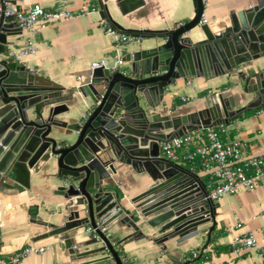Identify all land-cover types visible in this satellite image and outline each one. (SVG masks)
<instances>
[{
    "label": "water",
    "instance_id": "obj_1",
    "mask_svg": "<svg viewBox=\"0 0 264 264\" xmlns=\"http://www.w3.org/2000/svg\"><path fill=\"white\" fill-rule=\"evenodd\" d=\"M16 1L0 0V184L28 188L31 172L53 161L56 171L51 176L59 183L55 193L66 200L64 223L36 240L56 235L63 249L82 259L94 250L80 249L100 238L104 246L99 250H109V264H123L100 225L120 221L142 236L138 221L144 218L167 231L159 244L198 234L200 225L215 218L214 201L192 171L161 155V143L201 127L229 124L249 109L264 107V64L255 65L264 59V0L231 12L229 23L217 32L201 23L203 0H193L195 16L189 22L162 30L126 29L111 15L112 0H98L101 17L118 32L154 43L128 52L121 70L91 71L89 81L73 91L88 96L92 108L71 122L58 118L68 111L61 103L63 90L7 55L14 43L8 37L21 32L16 17L6 14L8 4ZM143 3L115 0L122 14ZM197 26L204 37L195 40L188 33ZM217 75H236L243 92L254 95L252 100L236 108L233 97L217 94L207 96L205 106L190 114L156 110L179 79ZM55 127H67L73 134L59 140L52 136ZM117 164L145 171L152 180L135 198L133 211L124 210L118 193L103 183L117 172ZM84 224L95 228V235L76 240Z\"/></svg>",
    "mask_w": 264,
    "mask_h": 264
},
{
    "label": "crops",
    "instance_id": "obj_2",
    "mask_svg": "<svg viewBox=\"0 0 264 264\" xmlns=\"http://www.w3.org/2000/svg\"><path fill=\"white\" fill-rule=\"evenodd\" d=\"M17 0L8 7L27 8L33 3H40L54 9L63 4L68 9L78 12L82 8L97 7L98 0ZM144 3L127 14H122L115 0L110 1V12L126 29L162 30L176 28L189 22L195 16L193 0H143ZM203 19L213 32L219 31L229 23L230 14L253 5L256 0H203ZM100 10L78 14L73 18L55 23L40 25L35 35L38 51L30 56L15 59L11 52L20 48L25 38L21 32L8 37L14 43L8 56L11 61L24 64L36 73L54 82L63 90L61 103L68 106V111L58 118L71 122L87 114L92 108L91 99L80 91H73L82 83L89 81L91 64L105 60L113 64L116 58L114 37L100 27ZM17 21V20H16ZM18 23V22H17ZM195 40L203 38L200 26L188 33ZM154 39L135 38L129 41L121 51L123 57L128 52L138 50L142 44H153ZM262 66L264 59L255 62ZM121 68H125L124 66ZM244 68V67H241ZM72 90V91H71ZM223 94L233 97L236 108L245 106L253 98L252 93H244L242 84L236 75H217L209 77H191L179 79L165 92L156 110L172 115L190 114L205 106L207 96ZM181 102L174 107V101ZM252 110V109H249ZM249 110L243 112V116ZM231 120L228 126L229 137L242 142L245 156H264V107L254 113ZM67 127H55L52 136L65 140L72 135ZM161 155H165L161 143ZM192 171L201 184L208 188L209 177L200 169L192 168L184 160L175 161ZM117 172L107 177L103 183L119 195V204L124 210L133 211L135 198L151 183L145 171L138 172L131 166L117 164ZM56 171L52 161L38 172H31L30 186L19 191L0 184V252L7 257L30 243L46 245L42 253H32L16 264H109L106 259L108 249L99 250L104 242L99 238L94 244L87 245L80 251L94 250L85 258L79 259L63 249L58 236L36 240L38 236L62 225L66 219L63 196L55 193L58 181L51 175ZM83 214V213H82ZM214 220L200 225L198 234L178 241V237L159 244L158 238L167 231H161V225L152 227L142 218L138 221L142 236L137 235L132 227L120 221L110 224L106 234L121 240L120 250L126 264H264L262 248L264 246V179L254 189L241 187L234 194H226L214 201ZM215 225L211 229L212 225ZM90 224H84L76 240L93 238L85 232ZM213 233L217 234L211 240ZM253 233L258 246L246 247L237 240ZM98 250V251H96ZM194 252L202 259H196ZM105 259V260H104Z\"/></svg>",
    "mask_w": 264,
    "mask_h": 264
},
{
    "label": "built area",
    "instance_id": "obj_3",
    "mask_svg": "<svg viewBox=\"0 0 264 264\" xmlns=\"http://www.w3.org/2000/svg\"><path fill=\"white\" fill-rule=\"evenodd\" d=\"M99 10L93 6L75 12L63 4L50 9L40 3H33L23 9L7 7L6 14L14 15L21 28L26 30V33L21 34L25 38L23 45L14 49L11 54L15 59L35 54L38 51L35 35L40 31V25L66 21L75 15ZM204 22L205 20L202 19L201 23ZM100 27L114 37L116 58L113 64H108L105 60L93 62L90 66L91 71L99 67L111 71L123 69L121 67L125 65V61L121 51L125 44L135 37L118 32L105 18L100 19ZM162 149L164 156L169 160L187 161L192 168H200L209 177L207 198L213 201L226 194H234L241 187L254 189L264 179V156H245L242 142L237 138L229 137L228 126L225 124L201 127L182 136H176L163 142ZM99 228L105 233L108 230L104 225H100ZM85 232L89 236L95 235V228L91 225L87 226ZM237 241L246 247L258 246L253 233ZM1 246L0 236V248ZM46 249V245L30 243L7 257L0 252V264H16L32 253H42ZM262 254L264 255V246ZM194 256H197V252H194Z\"/></svg>",
    "mask_w": 264,
    "mask_h": 264
},
{
    "label": "trees",
    "instance_id": "obj_4",
    "mask_svg": "<svg viewBox=\"0 0 264 264\" xmlns=\"http://www.w3.org/2000/svg\"><path fill=\"white\" fill-rule=\"evenodd\" d=\"M93 1H94L95 3H97L96 0H93ZM98 6H99V4H98ZM108 23H109V22H108ZM122 33H124V34H128V35H131V32H129V31H124V32H122ZM180 102H181L180 100L176 99V100L174 101V107H175L176 105H178ZM254 112H255V109L249 110L247 113H245L243 116H240V117H244L245 115H249V114L254 113ZM216 237H217V234L213 233L211 240H214ZM109 239L111 240V242H112L114 248L117 250V252H118V254H119V256H120V258H121L123 264H126L125 259H124V254H123V252H122V251L120 250V248H119V245H120V243H121V240H117V239L115 240V239H113V238H111V237H109ZM195 258H196V259L199 258V259L201 260V259H202V255H201V256L197 255Z\"/></svg>",
    "mask_w": 264,
    "mask_h": 264
}]
</instances>
